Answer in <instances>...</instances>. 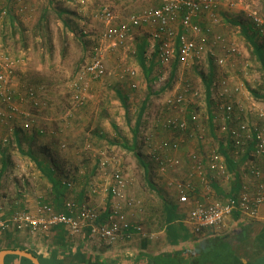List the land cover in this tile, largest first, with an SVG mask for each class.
Returning a JSON list of instances; mask_svg holds the SVG:
<instances>
[{"label": "rangeland", "instance_id": "obj_1", "mask_svg": "<svg viewBox=\"0 0 264 264\" xmlns=\"http://www.w3.org/2000/svg\"><path fill=\"white\" fill-rule=\"evenodd\" d=\"M164 1L0 0V43L13 54L26 55V62L14 79L13 90L19 95L27 87L34 86L45 101L40 106L29 100L19 101V106L35 118V126L45 129L42 134L36 135L33 130L18 128L23 137L20 142L19 139L13 138V133L17 131L18 123H22V115L18 114L7 122L0 121V132L10 137L7 145H0V154L4 153V149H10L9 165H12L7 167L4 173L12 186L8 190L9 193L16 190L14 182L24 189L20 181L22 177L26 182L39 184L43 193L46 192V181H50V173L61 184H64L62 176L66 175L64 170L84 175V172H80L83 170L90 173L87 177L91 179L96 171L93 173L90 170L96 167L97 160L99 162L100 153L106 152L108 156L120 158L121 164L129 166L130 175L137 179L134 186H138L136 189L139 193L150 198L154 205L159 190L154 191L147 182L153 186L157 185L165 194L168 193L164 188L165 179H178L186 172V168H181L161 174L156 169V164L151 159L152 146L167 138L180 141L182 139V142L190 144L202 153L214 149L220 151L224 146L226 151L240 155L237 170L239 175L242 178L249 176L250 180L255 178L248 167L253 163L261 168L264 165L254 159L244 161L246 158L242 157V154L249 142L235 146L228 140V130L225 129L227 123H224V110L221 107L223 102L218 98L216 91L213 92L215 95L211 93L210 96L206 92L205 83L210 77L208 62L205 61L199 66L178 65L177 73L181 77L179 80L182 85L191 82L199 89L200 96L190 103L169 106L164 101L165 96H174L169 95L170 89L160 94L153 93L162 89L165 80L147 82L139 67V55L134 52L136 43H139L143 36L149 35L148 29L134 28L125 47L116 51L107 49L102 39L105 22L96 18V13L102 5L108 4L114 9V22L119 23L126 20L131 13L146 7L159 6ZM215 1L219 7L220 23L213 26L214 31L233 40L238 45L239 52L229 56L222 66L212 63L214 73L211 75L215 79L225 77L230 81L235 77L242 82L243 91L232 97L235 106L233 125L239 121H248L251 127L256 126L264 133V118L257 117L253 110L248 109L251 105L264 108V66L254 53L249 38H253L264 49V35L256 29L246 9L249 6L264 16V0ZM231 1H235V4L232 5ZM21 4L23 11L19 10ZM203 20V25L208 24L207 19ZM198 36L206 41L215 55H228L220 44L213 41L212 34L202 33ZM171 43V56L158 67L159 70L169 68L175 59L176 45L173 41ZM97 50L102 53L106 74L101 78L83 75V66ZM130 69H135L136 75L132 76ZM133 83L137 86H132ZM78 84L83 85L87 94L82 105L74 103L73 98L74 89ZM18 99L16 98L17 101ZM147 100L154 106L147 108L146 116L137 127L139 112ZM2 106L0 98V107ZM240 106L247 110L245 114L240 111ZM188 110H195L199 114L198 125H193L185 131L164 126L163 121L167 117H177L179 114H186ZM211 117L214 118L212 122ZM31 134L35 135V139H32ZM29 143H32V146H29L28 150ZM137 152L148 164L146 169L138 162ZM2 157L4 154L0 155V169ZM20 164L26 167L21 176L14 171ZM39 168L43 169V175L38 172ZM34 172L38 175H34ZM230 177H235V174L229 172L221 179L229 180ZM69 180L73 183L75 181L71 178ZM76 184H73V193L79 192L83 183L78 181ZM82 189L88 193L85 186ZM248 189L253 188L250 186ZM87 197L89 199V193ZM71 198L78 199L77 196ZM143 212L144 210H139L137 215Z\"/></svg>", "mask_w": 264, "mask_h": 264}, {"label": "built area", "instance_id": "obj_2", "mask_svg": "<svg viewBox=\"0 0 264 264\" xmlns=\"http://www.w3.org/2000/svg\"><path fill=\"white\" fill-rule=\"evenodd\" d=\"M231 2L232 5L235 4V1ZM246 9L256 29L264 35V16L249 6ZM19 10H24L22 4ZM96 18L105 22L102 39L110 51L125 47L132 30L145 26L149 28L151 36L162 43L160 55L162 62L167 61L171 56V41L178 45L179 61L183 64L199 66L205 61L208 63L210 61L211 64L222 66L229 56L239 52V47L233 40L214 31L213 26L220 23L219 7L215 0H165L159 6L146 7L131 13L126 20L119 23L114 22L116 18L114 9L104 4L98 9ZM203 18L207 19L208 24L203 25ZM83 31L86 32L85 29ZM202 33L212 34L213 41L220 44L228 55H215L206 41L199 38L198 35ZM25 62L26 55L13 54L4 49L0 43V98L3 105L0 107V121L7 122L20 114L23 117L22 129L32 131L37 127L36 131L42 134L45 129L35 126V118L31 117L29 111L19 106V101L25 100L37 106L44 104L45 101L39 91L34 86L27 87L19 95L13 90L16 74ZM81 71L83 75L103 77L106 74V64L102 53L99 50L95 51ZM129 73L132 76L136 75V70L130 69ZM132 86L137 85L133 83ZM211 91L212 94L216 91L218 98L223 102L221 105L224 110L223 119L224 123H227L225 129L228 130L230 142L235 146H242L252 141L254 154L258 157L263 155L264 133L256 126L251 127L248 121H239L233 125L235 106L232 97L241 92L240 85H233L229 79L221 77L214 79ZM199 96V89L191 82H186L173 97L167 98L166 104L169 106L186 104L193 102L194 98ZM16 98H19L18 101ZM73 98L77 105H82L86 101L87 94L83 85H76ZM255 106L251 105L248 109L253 110L257 117L264 118V108ZM243 108L240 106V111L245 114L247 110ZM199 121V114L191 110L188 118L167 117L163 124L172 130L185 131L193 125H198ZM9 141L10 137L0 132V145H7ZM180 149L179 140L163 139L158 145L152 146L151 159L161 174L183 167L188 169L189 178H168L166 183L169 188L176 191L181 204L188 203L193 195V205L186 217V222L193 233L202 237L207 228L224 229L235 212L251 219L262 216L264 174L261 167L255 163L249 166L251 175L257 179L254 192L244 186L237 195L217 199L208 197L202 200L195 197L198 186L193 176H197V181L205 192H210L213 181L229 173L227 159L216 149L207 153L192 150L185 156L178 153ZM120 162V158L108 156L106 152L100 153L98 166L100 173L105 177V184L100 189L107 196L113 197L111 210L106 219L102 220V211L92 204L80 203L74 199L65 201L69 213L58 210L53 203L39 197L35 211L17 208L10 215H5V207L0 202V234L10 230L26 231L31 235L42 233L45 240H50L52 231L56 227L63 226L70 236H77L87 228L92 239L99 238L114 243L119 239L130 238L135 232H142L141 223L132 220L127 210L128 206L141 207L142 202L128 195V186L133 177L130 175L129 166ZM64 183L68 187H73L74 184L68 178ZM91 190L93 193L99 191L96 185H93Z\"/></svg>", "mask_w": 264, "mask_h": 264}, {"label": "crops", "instance_id": "obj_3", "mask_svg": "<svg viewBox=\"0 0 264 264\" xmlns=\"http://www.w3.org/2000/svg\"><path fill=\"white\" fill-rule=\"evenodd\" d=\"M145 28L149 30L148 27ZM143 45L145 46L146 51L143 54L144 57H141L142 59L140 60L141 62L139 64V67L141 72L143 73V76L145 77V80L147 82L150 81V83H152V80H165L162 89L159 91H154L153 93L160 94L163 91L170 89L169 95H175V93L182 86V81L179 80L181 77L177 73L178 65H184L179 61L178 45L176 44L174 61L170 65L164 64V66L169 65V68L165 67L164 71L158 69V67L164 63L160 60L162 43L151 36L150 30L148 36H143L140 42L136 43L134 52L138 53L139 55ZM208 67V74L211 75L212 72L214 73V69L210 61ZM214 79L215 78L213 76V81ZM231 81L233 85H240V90L243 91L241 81L237 80L235 77H233ZM166 100L167 97L165 96L164 103L166 102ZM249 104L250 103H246V105ZM142 106H146L145 109L147 111V108H151L154 105L152 102L147 100L143 103ZM146 111L144 113V117L146 116ZM190 113L191 110H188L186 114H179L177 116L180 118H188ZM39 123L41 122L39 121ZM17 126V131L13 133V138H15V140L19 139L20 142H22V132L19 133L18 130V128L22 129V127L19 123ZM36 130L37 127L33 129V131H35V134L37 135L38 132ZM31 135L32 139H35V135ZM228 140L230 141V138ZM180 142L181 149L178 151L180 155L185 156L188 152L197 150L192 148L190 144L188 145V143L186 144V142H182V139ZM31 144L32 143H29L27 147L28 150L29 146H32ZM253 145L254 143L250 141L248 147L243 151L242 157L246 158L244 159V161H250L249 159H254L257 163L264 165V156H256L254 154ZM45 151L49 153L47 150ZM9 152L10 149H4V153L0 154H4V157H2L3 160L0 169V202H2L5 207V215H10L17 208H26L35 211L39 197H43L46 201L53 203L54 206L59 210H66L67 208L65 206V201L67 199H73L71 198V196H77L78 199L74 200L80 203H90L97 209L102 210V219H106L108 217L111 210L113 197L107 196L100 189V187L105 184V177L100 173L101 170H99L98 160L96 167H93L90 170L93 173L96 171V174L93 175L91 179L87 177L90 175V173L83 170H81L80 172H84V175L74 173V171L70 173L69 171L64 170V173L66 175L64 177L62 176V182L64 183L67 177L68 179L71 178L75 180V186L77 185L76 182H82L83 184L80 185L79 192L73 193L74 186L68 187L65 183L63 185L67 186L66 189H63L61 186H59L56 190L54 184H52L51 181H46L47 193H43V191L40 189L39 184H36V182L32 181L31 183L26 182L25 178L22 177L20 181L24 189L17 186V182H14V187L16 190H13L14 192L10 191L9 193L8 190L12 188V186H10V183H8V177H5L4 174L7 167H10L12 165H9ZM220 152H222L226 157L229 172L231 174H235V177H230L229 180H222L221 178L216 179L211 184V191L205 192L201 184H199V182L197 181V176L194 175L193 178L196 181L195 184L198 186L197 191L195 192V197L202 200L206 198L208 199V197L210 199L224 198L230 195L239 194L244 186L247 188L252 186L253 189L249 190L254 192L256 189L257 179L253 178V180H250L248 178L249 176H243L242 178V176L237 172L239 167L238 156L240 155L237 156V154L226 151V148H224V146L221 147ZM228 157L233 160V164H230L233 169H231L230 165L228 164ZM25 168L26 167L20 164V167L15 168L14 171L18 173L19 176H21ZM53 169L54 168L52 167L51 170ZM38 172H42L41 175L44 174V171L41 168L38 169ZM26 174H30V172H26ZM34 175L38 174L34 172ZM189 177L190 176L188 175V169H186L184 175H182L179 179ZM30 179L31 178H29V180ZM55 180L58 182V179L55 178ZM136 180L137 179L132 180L131 184L128 186L127 192L130 197L133 195L136 196L137 194L141 195L139 193V190L136 189L138 188V186H134L137 183ZM147 184L150 185V187L154 191L157 192V190H159V194H157L154 205L151 203L150 198L145 195H141L135 197L142 202L141 207L128 206L127 210L129 212L130 218L140 222L143 227L142 232H135L130 238L119 239L114 243H109L99 238L92 239L89 236V231L87 228L77 236H70L67 234L63 226H59L52 231L50 240H45L44 236H42V233L31 235L26 231L10 230L8 232L0 234V251L10 249H23L35 254L39 258V260L40 257L50 259V257L52 255L54 256V253H56L60 258L65 259V262H68H66L67 264H84L79 258L75 257L77 255H83L86 260H92L95 261V263L105 262L106 264H148V258L150 256H154L164 252H170L171 254L178 253L184 259H187L188 262H191L198 256L197 250L198 246H200L199 243L201 241L215 239L219 236L223 237L226 241L236 242L238 240V236H249L247 237V239L249 238L252 242L249 249H252L255 253H257L256 255H261L264 253V250L261 248V245L258 241L259 232L256 230L257 225L262 227L264 226V211H262V216L257 219L245 218L242 217L239 212H235L229 218L227 226L224 229L207 228L204 232V235L202 237H199L198 235L193 233L191 227L186 222V217L193 205V195H191V200L188 203L181 204L178 201V194L174 189H171L167 186L166 181L164 183V188L167 189L168 193H165L168 194L167 196L163 193V191L159 189L157 185L153 186L149 182H147ZM93 185H96L98 187V192H92L91 188ZM84 186L85 188H87L90 195L89 199L87 197V191L82 189ZM165 207L170 208L169 210H171V216L173 215V218H171L169 222H167ZM139 210H144V212L137 215ZM16 245L18 247L14 248V246ZM5 264L24 263H22L20 259H16L7 263L5 259Z\"/></svg>", "mask_w": 264, "mask_h": 264}, {"label": "trees", "instance_id": "obj_4", "mask_svg": "<svg viewBox=\"0 0 264 264\" xmlns=\"http://www.w3.org/2000/svg\"><path fill=\"white\" fill-rule=\"evenodd\" d=\"M245 29V28H244ZM246 30V29H245ZM254 53H256L257 57L261 61V63L264 66V49L259 45L257 42L253 40L249 36ZM145 46L143 45L139 58L144 57L145 53ZM143 62V60H142ZM213 73V72H212ZM210 75V74H209ZM212 81H213V75H210L208 80L206 81V92L208 96L211 95V88H212ZM258 96V95H257ZM146 106H142L141 111L139 112L138 119H137V127L140 126L142 123V118L144 117V113L146 111ZM213 120V117H211V122ZM254 146V145H253ZM254 148V147H253ZM136 157L138 159V162L140 165H142L145 169L147 167V163L144 161L140 153H136ZM228 164H233V160L228 157ZM230 168L233 169L230 165ZM49 179L54 184L55 189L59 186H61L63 189H66L67 186L61 184L60 182H57L55 178L53 177L52 173L49 175ZM60 181V180H59ZM63 191V190H62ZM166 211V218L167 222L173 218V215L171 216V213L169 210L170 208L165 207ZM59 210V209H58ZM65 211L69 213V211L66 210H60ZM256 230L259 232L258 241L261 245V248L264 250V226H256ZM238 236V240L236 242L233 241H226L223 237H216L215 239L210 240H204L201 241L198 246L197 254L198 256L194 258L191 262H188L187 259H184L180 254H171L170 252H164L160 253L154 256H150L148 258V264H264V253L261 255H256L252 249H249L250 244L252 243L251 240L247 237L249 236ZM18 247L17 245L14 246V248ZM23 248V247H21ZM55 255L51 256L49 258L40 257V260L43 264H67L65 262V259L60 258L56 253ZM76 258H79L84 264H106L105 262H97L92 260H86L83 255H77ZM16 259H20V261L24 264H34L29 258L16 255V254H9L6 257V262L9 263L11 261H14ZM246 260V262H245Z\"/></svg>", "mask_w": 264, "mask_h": 264}, {"label": "water", "instance_id": "obj_5", "mask_svg": "<svg viewBox=\"0 0 264 264\" xmlns=\"http://www.w3.org/2000/svg\"><path fill=\"white\" fill-rule=\"evenodd\" d=\"M8 254H16L29 258L34 264H42L39 258L31 253L30 251L23 249H10V250H1L0 251V264H5V259Z\"/></svg>", "mask_w": 264, "mask_h": 264}]
</instances>
